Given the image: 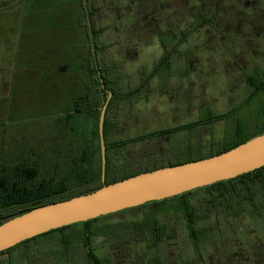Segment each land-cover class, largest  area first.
I'll return each instance as SVG.
<instances>
[{
  "label": "rangeland",
  "instance_id": "374dc122",
  "mask_svg": "<svg viewBox=\"0 0 264 264\" xmlns=\"http://www.w3.org/2000/svg\"><path fill=\"white\" fill-rule=\"evenodd\" d=\"M78 1L0 0V57L3 55L0 63V176L6 180L12 179L15 167L22 160L34 161L38 156H42L38 161H41L45 173L53 176V182L72 184L74 177L81 176L73 172L71 169L73 164L66 160L72 156L77 157V153L78 155L87 153L88 150L90 153L93 150L92 154H95V157L91 158L95 161L89 162L87 169H98L100 158L96 134L100 109H96L92 118L87 114L88 111L81 110L78 113L73 111L74 108L88 107L89 102L92 103L93 87L86 88L83 74L76 77L79 83L77 93L70 91L69 84L66 85L68 88L63 90L61 84L58 87L57 84L42 77L47 72L58 77L55 67L64 61L77 64L79 60L77 53L80 52V44H83L82 53L86 54L90 73L97 83L100 94L98 104L106 99V93L100 89L102 85L98 83V77L95 75L87 18L84 10L79 8ZM109 1L106 0L101 5L103 15L105 13L106 15L97 14L90 18L91 30L95 29L96 33L93 37V46L98 45L100 51L102 50L100 55L103 62L109 64L115 62L118 64L117 68L124 64V72L121 70L119 77H105L106 79L120 87L125 85V82H129L132 87H138L142 79L150 78L143 76L163 51L157 37H160L163 44H167L170 36L166 37L165 34L171 26L165 23L164 19H160L161 5L151 3L143 9L134 8L132 2L124 4L122 0ZM223 1L225 6L232 8L228 11H234V7H237L240 21L252 24L254 30H251V34L246 31L244 34L242 29L244 35L239 38L219 31L213 33L211 40L197 38L210 60L207 65L204 64L206 67L201 74L197 68L193 74L188 68L182 76H175L179 78L171 77L165 83L160 80L166 75L162 71L148 83L149 90L134 92L132 95L135 97L129 100L123 99L119 102L115 99L118 102L112 105L108 114V120L112 119L113 123L112 130L107 135L109 143L199 118L205 122L202 124L203 128L194 127L173 132L170 135V142L174 148L180 147L183 143L184 151L187 147L185 138L189 137L194 149L207 154L211 149L221 145L211 143L213 140L220 141L223 138L230 128L229 122L238 119L242 134L264 128L258 126L263 121L261 110H264V85L259 92L253 90L254 85L259 87L260 83L264 84V71L259 67L253 68L252 87L246 85L244 83L246 79L242 81V77L227 75L233 74L238 65L246 60L247 55L252 56L260 45L264 46V0ZM62 5H66L65 11L58 12L63 11ZM113 9V13L109 12ZM46 11H54L52 13H55L58 19L57 16L51 15L49 16L51 18L47 17L48 19L44 20L42 15ZM235 13L237 14L236 10ZM58 21L59 27H62L60 30L56 29ZM195 22V19L190 20L189 27ZM197 35L199 34H193ZM189 41L191 42L190 39ZM48 44L51 47L50 51ZM109 44L111 45L107 48ZM213 46L216 48L213 49ZM43 49H46L45 52ZM183 54L185 60L192 58V51ZM213 56H218L219 62L214 61ZM46 58L49 61L47 63ZM73 70L77 72L76 67ZM187 74L199 75L193 78L202 81L194 82ZM77 94L85 96L82 102L74 99ZM245 99L246 101H243ZM231 108L234 110L228 117L221 120L214 118L216 114H222ZM166 135L163 134L160 139L163 141L167 138ZM149 139L145 137L141 140L128 141L120 148L110 150V155H115L117 167L122 164L124 168L133 169L146 162L158 161L150 156L152 152L158 150V145L150 143ZM57 164L59 168H55ZM81 171L82 173L86 171V167L83 166ZM117 171L115 172L117 175L121 174ZM207 197L210 195L202 189L188 196L197 208L204 206ZM261 199L264 200V195ZM215 202L218 203L217 199ZM259 207L264 212V206ZM159 216V219L166 220V216L160 214ZM140 218L139 210L120 211L101 217L95 223L109 224L110 234L97 235L93 238L95 252L100 257L108 259L109 264H136L143 254V245L135 239L139 227L134 225L133 221ZM250 221L246 213L238 220H234L237 227H242V224L246 225V222ZM172 224L178 229V239L184 243L180 232L184 227L182 221L175 220ZM249 228L257 247L259 244L264 247V213L262 219L253 220ZM76 230H81L79 225L67 228L65 233ZM238 234L246 243L247 235ZM10 251L0 254V264H87L81 242H75L66 256H63L58 231L21 243ZM161 251L165 254L169 252L165 246H162Z\"/></svg>",
  "mask_w": 264,
  "mask_h": 264
},
{
  "label": "flooded vegetation",
  "instance_id": "af4514ba",
  "mask_svg": "<svg viewBox=\"0 0 264 264\" xmlns=\"http://www.w3.org/2000/svg\"><path fill=\"white\" fill-rule=\"evenodd\" d=\"M105 1L106 0H79L77 3L79 8H82L84 10L87 21H89L90 23V18H94V16H96L97 14L103 15L101 5ZM113 1L115 2V0ZM122 1L124 4L125 2L126 4L128 2H132L134 8L142 7L143 9H146L151 3L161 5L162 14L160 15V19L162 18V20L164 19L165 23L170 24L171 29H169L165 34L166 37L170 36L167 44H163L160 41V37H157L159 45L162 47L163 51L154 61L150 70L143 76L150 78L142 79V81L140 82V86L132 87L128 84L129 82H125V85L120 87L117 83H115L114 85V83H111L110 80L105 78L106 85H104L105 87H101V89L106 93V97L109 95V100L111 99L110 108L114 103L118 102L119 100H123L116 97L120 93H130L135 89H138L139 92H145L146 90H149L148 83L153 79V77H158V74L162 71H164L166 75L165 77H163V79L160 80L165 83L168 82L171 77H174V79L179 78L175 76H182V73H186L188 68L191 69L192 74L194 73L195 68H197L201 74L210 60L207 57V53H205L204 48L200 47L201 42H199L197 38H203V40H211L213 33L217 31L225 35L233 36V38H239L242 35L246 34V32L251 34V30H254L252 29L254 27H252V24L250 22L247 23L245 21L243 22V20L240 21L241 18L239 17L237 7H234L237 14L235 13V10L228 11L232 8L230 6H225L223 0ZM231 1L233 2L234 0ZM62 6L63 7L61 10L63 11L58 12L65 11L66 5ZM73 7L75 8V6ZM68 8L70 9V7ZM52 12L54 11H46L43 13V16H51V14H53ZM109 12L113 13L114 9ZM104 15H106V13ZM194 19L196 22L194 23V25L189 27L190 20L193 21ZM242 29H244V34L243 32H241ZM91 31L92 37H95V29H92ZM194 33H197L199 35L193 36ZM154 36L156 35L154 34ZM193 37L195 38L193 39ZM189 39L191 40V42L189 41ZM110 45L111 44L105 46L108 48ZM94 47L98 66V69L95 67L96 77H99V74L101 77H119L118 75L124 72V64L122 63L121 65L119 63L120 65L117 68L118 64L115 62L111 64H109L108 62H103L100 55V52L102 53V50L100 51L98 45H95ZM212 48L214 49L216 48V46H213ZM186 51H192V58L190 60L184 59L183 52ZM219 56H221V54H219ZM222 56L225 55L222 54ZM216 57L213 56V60H218L219 62L220 58L218 59V56ZM205 63L206 65H204ZM254 67H259L261 71H264V46L262 45H260V48L256 49L254 53H252V56L247 55L246 60L242 61L241 64L238 65L236 71L233 72V74L229 73L227 75H231L233 77H242L241 80L243 81V79H246L244 83L252 87L253 84L251 83V77L254 73ZM187 75L191 78L192 81L194 80L193 77H199V75L196 74ZM224 76L226 75L224 74ZM201 81V79L194 80V82L197 83ZM262 85L264 84L260 83L259 87H255L254 85V92L261 91ZM133 97H135V95ZM115 99L118 101H115ZM113 100L114 102H112ZM243 101H246V99ZM109 109L107 114L110 113ZM261 112L263 121L258 126H264V110H261ZM223 118L219 119L221 120ZM110 121L112 123V119H110ZM191 122L196 123L192 128H201L202 124L205 123L199 118ZM191 122L176 124L169 128L179 125H187ZM229 124H231L229 128V130L232 129L231 132L228 134V130L220 141L213 140L211 144L214 145L215 143H220L221 145H225L234 141V138L237 135L239 136L240 134H242L240 133L241 126L238 119H236V121L232 123L229 122ZM170 135L171 133H168L165 136L167 138L163 141L160 139V137L163 135L151 137L149 139L150 143H154L155 146L158 145V150L150 154L153 159H184L191 153L200 151L199 149H194L193 146H191L192 142L188 139L189 137L185 138V141H187V147L184 151L182 150L183 143H181L180 147H172L173 144L172 142H170ZM227 137H229V139ZM168 143L169 145H167ZM109 156L112 157L113 155ZM250 172H252V174H256L262 180H264V171L255 172V170H253ZM231 179H235L238 183H242V179L237 176ZM201 189L203 190V192L210 195V197H207L204 206L199 208L195 207V205L190 200L191 204L194 206V210L190 213L175 211V207L178 205V201L176 200L167 201L163 204V206L168 205L170 207L169 210H161L157 212L156 206L151 204L152 201H148L141 205L121 210V212L126 210H139V215L141 217L137 221H133L134 225H138L139 227L138 234L135 239L139 243H141V245H143V254L136 264H264V247L261 244H259L257 247L256 240L251 237L253 235H250L252 234V231L249 228L253 220L260 221L262 219V214L264 212L259 206H264V200L261 199V197L264 195V186H257L256 188H254L251 197H249L248 199L243 196L245 193L243 191H240L239 194L232 192L231 196L224 191H220L222 194H219L220 192H217V188L208 189L205 188V186H202ZM217 194H219V196ZM177 195L171 197H175ZM216 199L218 203L215 202ZM258 203L261 204L259 205ZM118 212L110 213L107 215H113ZM245 213L251 221L249 223L246 222V225L242 224V227H237L234 220H238L240 216L243 214L245 215ZM159 214L162 216H166V220L159 219ZM147 218H150V222L147 221ZM170 218H172V223L175 220L182 221L184 227L181 228L180 232L185 240L184 243H182L181 240L178 239V229H176V227L172 223H170ZM238 233L245 234L248 238L251 239L245 238V243L244 239L241 238ZM248 234L250 235V237ZM17 245L13 246L11 249L16 247ZM162 246H165V248L168 249V254H165L161 251ZM10 250L9 252H11ZM3 252L6 251H2L0 252V254Z\"/></svg>",
  "mask_w": 264,
  "mask_h": 264
},
{
  "label": "trees",
  "instance_id": "16d2710c",
  "mask_svg": "<svg viewBox=\"0 0 264 264\" xmlns=\"http://www.w3.org/2000/svg\"><path fill=\"white\" fill-rule=\"evenodd\" d=\"M51 15L57 16L54 13ZM42 17L44 18V20L51 18L49 16L47 18L46 16H43V15ZM56 19H58V16L56 17ZM62 24L63 22H61V25ZM56 26H57L56 29L60 30L62 28V27L61 28L59 27V21L56 22ZM102 80H103L104 85H106L105 77H102ZM97 81L99 84H101V82L99 81V78H97ZM138 91H139L138 89H135L130 93H124V94L120 93L116 97H118L119 99H129L134 96L132 95L134 92H138ZM104 101H105V98L103 102L96 105L94 110L100 109ZM110 105H111V99L107 103L106 110H105V116L103 120V136H104L105 148H106L105 183L115 182V181L124 179L126 177L132 176L134 174L144 172V171H149V170H152L158 167L174 165V164H179V163H183V162H187L191 160L200 159L203 157H208V156L220 153L222 151H225L229 148H232L233 146L240 144L257 134L264 132V128L261 127V128H257L252 133L248 132L246 134H240L239 136L237 135L234 138V141L227 143L225 145H220L217 148H213L207 154H202L201 151H195L184 159H174V160H163L162 159L160 161L158 160L153 163L146 162V163L141 164L139 167H136L133 169L124 168L122 164L117 167L116 161H114L115 157L109 156L110 150H115L117 148H120L121 146L125 145L126 142L128 141L141 140L142 138H145V137L151 138V137H156V136L163 135V134L173 133V132L180 131V130L187 129V128L189 129V128H192L193 125L196 123L191 122L187 125H179V126H175L172 128L160 129V130L152 131L148 134H141L133 138H127V139L113 141L109 143L107 141V135L110 132V130H112L111 128L113 127L112 126L113 124L111 123V121L108 120V114H107L108 109L110 108L109 107ZM81 110H84L85 112H87L91 110V108L85 106L83 108L79 107V108L73 109L74 113H78ZM233 110L234 109H231L228 112L216 115L214 116V118L219 119V118L226 117ZM96 139L98 140L97 141L98 142V155L100 158L98 129H97ZM92 151L93 150H91V153H90L88 150L87 153H81V155H78L79 153H77L76 154L77 157L74 158V156H72L69 158V160H66V161H69L71 164H73V166H71V169L73 170V172L81 176L77 178L74 177L73 178L74 181L72 180V184H68L62 181L53 182L54 180L53 176H51L50 174H46L45 173L46 170L43 169L41 161H38L40 160L39 158H41L42 156H38V158L34 161L22 160L21 163L15 167L14 172L12 174V179L9 178L8 180H6L5 178H2L0 176V223L7 220L8 218L21 214L36 206L49 203L52 201L70 198V197H73L79 194H84V193H87V192H90V191H93L99 188L102 185L101 180H100V160L98 164V169H94V168L87 169V167H89L88 166L89 162L95 161L94 158H91V157H95V154H92ZM83 166L86 167V171L82 173V171L80 172V170L83 168ZM55 168H59V165L57 164V167ZM116 170H118L117 172H121V174L117 175L115 173ZM257 171H264V166L258 169H255V172ZM237 177L242 179V183H238L235 179H228V180L217 181L215 183L205 186V188H208V189L217 188L218 193L220 191H224L230 194L231 196H232V192L239 194L240 191H243L245 192L243 196L248 199L249 197H251L254 188H256L258 185L264 186V180H262L256 174H252V172L243 173V174L238 175ZM198 189H201V187L197 189H193L191 191L182 192L181 194L175 197L152 201L151 204L156 206L157 208L156 210L158 212L161 210H169L170 207L168 205L163 206V204L167 201L176 200L178 201V205L175 207V211H182V212L190 213L194 210V206L191 204V201L188 198V196L192 192ZM219 194H222V193L220 192ZM219 194L217 195L219 196ZM106 216H109V215H106ZM106 216H99V217L89 219L84 222H78V223H73L70 225L62 226V227H59L58 229H53L46 233H42L40 235L32 237L30 239H26L25 241H23V243H27L29 241L35 240L36 238L43 236L47 233L58 231L60 233V244L62 247L61 252L63 256H66L67 252L70 250L71 246H73L75 242H81L84 248V253H85L87 264H108V260L106 258L100 257L95 252L92 246V241L95 236L110 234L109 224L107 223L96 224L95 223L101 217H106ZM147 221L150 222V218L149 219L147 218ZM75 225L76 226L79 225L81 230H76L72 233H65L67 228L75 226ZM11 248L12 247H10L9 249L5 251L8 252Z\"/></svg>",
  "mask_w": 264,
  "mask_h": 264
},
{
  "label": "water",
  "instance_id": "95a60500",
  "mask_svg": "<svg viewBox=\"0 0 264 264\" xmlns=\"http://www.w3.org/2000/svg\"><path fill=\"white\" fill-rule=\"evenodd\" d=\"M87 24L93 60L98 69L89 21ZM98 78L102 87H105L100 74ZM108 101L109 95L100 108L98 122L102 185L84 194L36 206L3 221L0 223V252L26 239L62 226L84 222L148 201L168 198L197 187L231 179L264 165V132H262L208 157L158 167L105 183L106 148L103 120Z\"/></svg>",
  "mask_w": 264,
  "mask_h": 264
},
{
  "label": "crops",
  "instance_id": "0c3cea01",
  "mask_svg": "<svg viewBox=\"0 0 264 264\" xmlns=\"http://www.w3.org/2000/svg\"><path fill=\"white\" fill-rule=\"evenodd\" d=\"M53 34V33H52ZM49 45V44H48ZM82 46L84 47L83 44H80V52L77 53L78 55V62L77 64L73 65L71 64V62H67L64 61L61 65L56 66V74L58 75V77H54L53 75H51V73L47 74H43L42 77H44V79L50 80V82H52L53 84H57V86L59 87V85L61 84L63 87V90H65L66 85H70V91H75L77 93V89L79 88V83L76 77H79L83 74V77L85 75V83H86V88H92L93 87V91L91 98H93L92 103L89 102L88 107L91 108V110H89L87 112V114H89V116H91V118L94 116L95 114V107L98 104V99L100 98V94L98 92V88H97V83L92 75V73H90V65L89 62L86 58V54L82 53ZM50 45L48 47V50L50 51ZM46 49H43V52H45ZM1 55V53H0ZM66 56V54H65ZM41 58L44 59V56L41 55ZM3 59V55L0 57V63L1 60ZM49 62L47 61L46 58V63ZM76 67L77 68V72L75 73L73 68ZM54 70V67H52ZM53 79V81H52ZM76 95V94H75ZM81 95V94H80ZM79 94H77V96H74V99H78L79 101H83L85 96H83V94L80 96Z\"/></svg>",
  "mask_w": 264,
  "mask_h": 264
}]
</instances>
